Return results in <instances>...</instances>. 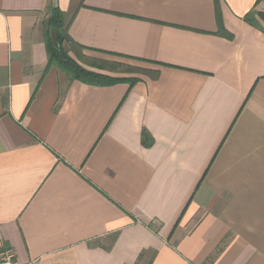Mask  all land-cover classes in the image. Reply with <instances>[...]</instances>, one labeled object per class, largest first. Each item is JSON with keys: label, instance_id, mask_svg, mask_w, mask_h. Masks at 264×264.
Returning <instances> with one entry per match:
<instances>
[{"label": "crops", "instance_id": "obj_1", "mask_svg": "<svg viewBox=\"0 0 264 264\" xmlns=\"http://www.w3.org/2000/svg\"><path fill=\"white\" fill-rule=\"evenodd\" d=\"M50 7L81 66L137 82L48 67ZM261 15L264 0H0V237L19 264H264Z\"/></svg>", "mask_w": 264, "mask_h": 264}, {"label": "trees", "instance_id": "obj_2", "mask_svg": "<svg viewBox=\"0 0 264 264\" xmlns=\"http://www.w3.org/2000/svg\"><path fill=\"white\" fill-rule=\"evenodd\" d=\"M261 0H256V5ZM264 19V15H261ZM249 18L247 17L246 20ZM218 25L221 29L219 16H217ZM43 38L46 48L48 67L54 66L64 72L71 80H76L81 83L92 86H112L118 83H128L133 85L137 82L136 79L116 78L100 72L88 70L81 66L78 62L83 61L84 57L81 51L84 49L75 44L68 35L67 27L63 13L56 7L48 9V16L42 23ZM220 34L225 35L228 39L231 36L224 31ZM78 61V62H77ZM97 71L103 70V65H95ZM146 135L142 134V140L145 141Z\"/></svg>", "mask_w": 264, "mask_h": 264}, {"label": "built area", "instance_id": "obj_3", "mask_svg": "<svg viewBox=\"0 0 264 264\" xmlns=\"http://www.w3.org/2000/svg\"><path fill=\"white\" fill-rule=\"evenodd\" d=\"M0 264H19L11 248L5 247L0 237Z\"/></svg>", "mask_w": 264, "mask_h": 264}, {"label": "rangeland", "instance_id": "obj_4", "mask_svg": "<svg viewBox=\"0 0 264 264\" xmlns=\"http://www.w3.org/2000/svg\"><path fill=\"white\" fill-rule=\"evenodd\" d=\"M123 69H124V67H120V68H118V70H116L117 72H114V73H116V74H130V73H133L135 75H139V72L138 73L137 72H128V73H125V70H123Z\"/></svg>", "mask_w": 264, "mask_h": 264}]
</instances>
